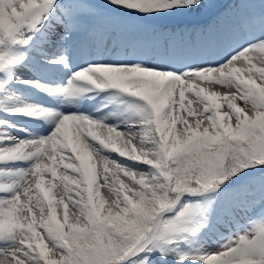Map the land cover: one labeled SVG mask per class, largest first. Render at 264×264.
<instances>
[{
  "label": "snow or ice",
  "instance_id": "6c2138e0",
  "mask_svg": "<svg viewBox=\"0 0 264 264\" xmlns=\"http://www.w3.org/2000/svg\"><path fill=\"white\" fill-rule=\"evenodd\" d=\"M0 264H264V0H0Z\"/></svg>",
  "mask_w": 264,
  "mask_h": 264
},
{
  "label": "rangeland",
  "instance_id": "374dc122",
  "mask_svg": "<svg viewBox=\"0 0 264 264\" xmlns=\"http://www.w3.org/2000/svg\"><path fill=\"white\" fill-rule=\"evenodd\" d=\"M101 191H102V194H103L104 193V190L102 189Z\"/></svg>",
  "mask_w": 264,
  "mask_h": 264
}]
</instances>
